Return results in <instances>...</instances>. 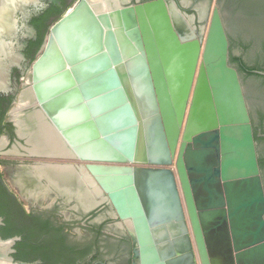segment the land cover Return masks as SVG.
Masks as SVG:
<instances>
[{
    "label": "water",
    "instance_id": "obj_1",
    "mask_svg": "<svg viewBox=\"0 0 264 264\" xmlns=\"http://www.w3.org/2000/svg\"><path fill=\"white\" fill-rule=\"evenodd\" d=\"M39 4L0 0V92L12 89ZM205 18L196 26L175 0H76L49 27L23 85L19 102L30 90L128 225L134 264H264L251 114L219 5L208 27ZM17 241L0 238V264H27L9 257Z\"/></svg>",
    "mask_w": 264,
    "mask_h": 264
},
{
    "label": "flooded vegetation",
    "instance_id": "obj_2",
    "mask_svg": "<svg viewBox=\"0 0 264 264\" xmlns=\"http://www.w3.org/2000/svg\"><path fill=\"white\" fill-rule=\"evenodd\" d=\"M65 1L66 4H70L74 0ZM146 1L150 0H121L120 3L135 5ZM175 1L183 13L195 15V24L200 26L201 18L207 14L213 0ZM237 1L216 0V4L223 12L227 33L235 40H239V30H235L231 18L237 7ZM51 5L64 7L60 0H40L39 6L31 11L28 25L34 27L33 18L40 16ZM254 5L247 3L246 12ZM236 18L241 20V14L238 13ZM245 18H250L248 12ZM262 19L264 21V15ZM243 22L245 21L242 19ZM243 24L242 37L248 45H251L250 54L253 58H249L241 48H235L233 53L248 63L250 59L255 60L254 57L258 55L263 70L261 72H264V27L258 41L251 42L253 37L250 27L246 22ZM37 35L36 29L35 32L25 30V47L22 50L24 59L12 67V89L9 92H0L3 109L10 101L9 109L1 121L3 131L0 135V202L7 215L14 219L16 227L21 228V237L15 236L19 237L20 241L11 247L9 257L16 263L27 264H134L133 241L128 225L115 217L110 204L102 201L101 196H93L96 204L92 209L94 206L91 208L85 206L84 197L78 192L74 193L73 180L76 184L84 183V177L81 179L82 177L77 173L76 178L77 175L78 178L72 180L67 172L71 169L87 172L84 168L85 164L75 162L70 157L34 152L35 144L29 141L32 135L30 133H35L37 130L33 125L34 122H29L30 128L27 129V133L30 136L21 134L15 119L16 115L33 113L36 109L34 105L21 106L19 99L34 61L28 57L27 50L30 48V43L37 40ZM240 76L258 136L264 138V90H249L248 86H245L244 79L249 77L248 73L241 72ZM248 79L250 80L247 82L250 83L252 78ZM262 82L263 79L258 80V83ZM257 152L258 157L264 158V141L257 143ZM53 170H59L60 176H54L51 172ZM261 174L264 184L263 170ZM0 219L1 228L5 225V218L0 217ZM0 238L8 239L1 233ZM19 242H21V260L17 258Z\"/></svg>",
    "mask_w": 264,
    "mask_h": 264
},
{
    "label": "trees",
    "instance_id": "obj_3",
    "mask_svg": "<svg viewBox=\"0 0 264 264\" xmlns=\"http://www.w3.org/2000/svg\"><path fill=\"white\" fill-rule=\"evenodd\" d=\"M60 1L64 5L63 8H59L58 6L51 5L48 9L43 11V13L40 16L34 17L32 20V24L34 25L38 35H37V40L30 43V48L27 50V55L28 57H31L33 60H35L38 52L40 51L51 24L55 20L60 18L68 8H70L69 4H66L65 0H60ZM247 3L248 5L255 4L251 10H247L248 15L250 17L249 19L245 18V14L247 13L245 6ZM236 4H237V7L233 11V18H231V21H232L234 28H236L235 30L236 31L239 30V40L233 39L228 34L229 42H230L229 61H230V64L233 65L240 73L246 71L248 73V76L252 78L250 83L247 82L250 80L248 79L249 77H247V80H245V86H248L249 90L251 89L254 91H263L264 90V77H261L253 73V71H263L261 68L258 55L254 57L256 58L254 60V63H248L244 61L242 57L235 56L233 51L235 50V48H241L244 50L245 53L248 54L247 56H249V58H253V56H251L250 54L251 45L250 44L248 45V43H246V41L242 37V34H244V24L243 23L246 22L247 25L250 27L251 34L253 37V41L251 42L258 41L259 34L264 27V21L262 19L264 15V0H238ZM223 11H224V8H223ZM238 13L241 14V20H238L236 18ZM51 18H53V20H51ZM242 19L245 22L242 23ZM259 79H263V82L258 83ZM250 99L251 98L249 96V100ZM2 103H3V99L0 100V135L2 134V131H3L1 121L4 119V116L9 109L10 101L7 102L6 104L7 107L5 109L2 108L3 106ZM251 119H252V123L254 127L255 141L256 143L260 144L264 141V138L258 136L257 126H255V123L252 117ZM259 165H260V169L264 171V158L259 157ZM6 198L9 199L8 197ZM0 217L5 218V222H4L5 225L0 228V233L4 238H10V237H15V236L21 237V228L16 227V223L14 222V219L10 217L9 215H7L1 202H0ZM17 250L19 252L17 254V258L21 260V242L17 244Z\"/></svg>",
    "mask_w": 264,
    "mask_h": 264
},
{
    "label": "bare ground",
    "instance_id": "obj_4",
    "mask_svg": "<svg viewBox=\"0 0 264 264\" xmlns=\"http://www.w3.org/2000/svg\"><path fill=\"white\" fill-rule=\"evenodd\" d=\"M97 2L101 3L103 5V7H107V6H112L113 4H119L121 2V0H98ZM21 99H22L21 100V106H23V107L25 105H34L35 106V102L33 100L32 93L30 90L26 89L23 92ZM18 106H20V105H18ZM23 107H21V108H23ZM33 111H35V112L29 113L26 115L17 114L15 119L17 121V124L20 127V131H21V134L23 136H30V134H32L30 136L29 141L35 144V146L33 147V148H35L34 152L43 153V154L44 153H50L51 155H54V156H63V157H70L71 158L72 153L68 150V148L62 142L61 138H59V136L56 134V132L52 128V126L47 122V120L45 119L43 114L38 109H35ZM33 120H35V121H33ZM29 122L35 123V124H33L36 126V129H37L35 133H30V134L27 133V129L30 128ZM51 172L54 176H58L60 174L59 170H53ZM67 173H69L70 179H72V178L75 179L77 173L80 177H82L81 179H83V177H84V183L80 182V183L76 184L75 181L72 179L73 180L72 186L74 189V193L78 192L80 196L85 198V201H86L85 206L87 208L93 207L96 204V201L93 200V196L94 197L95 196H101V194H100V191L98 190L97 186L95 185L94 181L88 175V173L87 172H80V171L78 172L74 169H71ZM78 175H77V178H78ZM61 192H63V191H61ZM82 203H84V202H82Z\"/></svg>",
    "mask_w": 264,
    "mask_h": 264
},
{
    "label": "rangeland",
    "instance_id": "obj_5",
    "mask_svg": "<svg viewBox=\"0 0 264 264\" xmlns=\"http://www.w3.org/2000/svg\"><path fill=\"white\" fill-rule=\"evenodd\" d=\"M92 1H98V0H92ZM76 2V0H74V1H72L70 4H69V7H71L74 3ZM216 4V0H213L212 1V3H211V5H210V7H209V9H208V12H207V14H206V18H205V21H204V24H205V26H207L208 27V25H209V20H210V17H211V13H212V9H213V6ZM189 15H193V14H190V13H188ZM249 63H254V60H252V59H250L249 60ZM245 80H247V77L245 78ZM27 81V80H26Z\"/></svg>",
    "mask_w": 264,
    "mask_h": 264
}]
</instances>
